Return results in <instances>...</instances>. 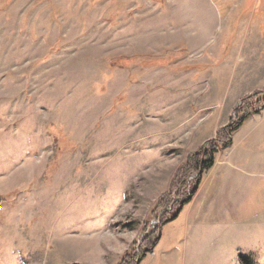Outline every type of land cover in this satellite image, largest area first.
Returning a JSON list of instances; mask_svg holds the SVG:
<instances>
[{
	"label": "rangeland",
	"instance_id": "obj_1",
	"mask_svg": "<svg viewBox=\"0 0 264 264\" xmlns=\"http://www.w3.org/2000/svg\"><path fill=\"white\" fill-rule=\"evenodd\" d=\"M262 83L264 0H0V264H264V103L177 175Z\"/></svg>",
	"mask_w": 264,
	"mask_h": 264
},
{
	"label": "trees",
	"instance_id": "obj_2",
	"mask_svg": "<svg viewBox=\"0 0 264 264\" xmlns=\"http://www.w3.org/2000/svg\"><path fill=\"white\" fill-rule=\"evenodd\" d=\"M258 96H263V99L261 102H257L256 104L251 103V105H246V107L242 110V106L244 107V104L249 103L252 98H256ZM264 103V90L257 92L253 94V96H247V98L244 100V104L242 102L241 108H238L235 110V114L237 116V119L229 126H227L225 129L219 131L216 135V139L213 142H208L198 153L195 154V156L191 157L190 162H188V166L182 167L179 172L177 173L178 176H185L187 174H190L191 172L199 173L204 172L207 170H210L213 167L214 164V154L217 152L219 147H225L229 144V136L232 132H234L236 129H238L243 121L248 118L249 116L253 114H257L260 112V109L262 108V105ZM253 105L255 107H253ZM198 180L195 181V185L191 187L190 192L187 193L186 190H182L178 194V198L182 202H174V201H168V197H164L161 202L159 203L161 207H168L171 204H175L177 211L181 210V208L188 204L193 197L194 194H196L198 189ZM174 205V206H175ZM175 211V213H177ZM173 218V216L171 217ZM171 220V219H170ZM169 220L164 221V223L168 222ZM162 223V225L164 224ZM159 229H155L151 234H146L144 239L142 240L140 246L137 249V252L132 251L130 253H127L123 259L119 262V264H138L140 260L149 253L158 243L159 241Z\"/></svg>",
	"mask_w": 264,
	"mask_h": 264
},
{
	"label": "crops",
	"instance_id": "obj_3",
	"mask_svg": "<svg viewBox=\"0 0 264 264\" xmlns=\"http://www.w3.org/2000/svg\"><path fill=\"white\" fill-rule=\"evenodd\" d=\"M263 87H264V83H262L259 90H262ZM166 226H168V224ZM164 235L165 233L163 230L161 232V236H160V239L157 245L154 247L152 251L147 253L140 260V262H138V264H200L197 260V257H198L199 251H201L202 249H200L198 253H196L194 249L188 248L185 253L184 250H185V245H186V237H184L185 235L184 232H183L182 237L176 236V239H173V240L169 239L170 236L167 237V239L163 238ZM166 242H167V245H163V243H166ZM207 249L208 250L205 252V254L208 257V256H211L210 250H214V246H210V248H207ZM225 250L226 249L223 250V253ZM229 258H230V264H239L238 252L236 253V256L234 257H232V255H229ZM233 258H234V261H233ZM115 263H111V264H115ZM205 264H210V263L205 262Z\"/></svg>",
	"mask_w": 264,
	"mask_h": 264
}]
</instances>
